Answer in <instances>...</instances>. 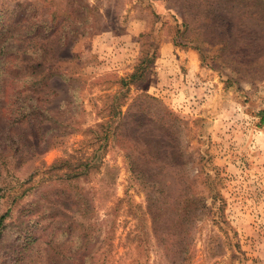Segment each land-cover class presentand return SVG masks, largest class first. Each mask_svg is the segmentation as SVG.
Wrapping results in <instances>:
<instances>
[{
  "label": "rangeland",
  "instance_id": "1",
  "mask_svg": "<svg viewBox=\"0 0 264 264\" xmlns=\"http://www.w3.org/2000/svg\"><path fill=\"white\" fill-rule=\"evenodd\" d=\"M16 1L0 0L4 10ZM21 2L23 12L33 8L31 3L40 9L50 0ZM88 2L105 20L101 31L81 37L65 30L52 43L57 57L76 56L61 68L81 78L49 80V119L40 127L43 134L53 126L66 132L60 137L48 132L52 145L44 152L27 136L25 145H17L24 151L18 161L0 162V218L5 215L0 264H264V122L259 120L264 63L254 75L246 69L231 71L202 60L183 39L174 42V22L165 9L170 0ZM142 32L158 43V56L145 79L129 85L128 95L152 94L187 122L190 132L184 139L201 159L193 168L200 174L196 189L212 207L197 220L185 261L167 254L148 234L144 193L117 144L97 150L96 168L77 179L79 189L58 178L44 180L45 168L54 161L84 158L93 151V135L83 129L104 114L94 105L101 107L117 88L116 77L133 71ZM76 190L87 202H75ZM72 221L89 225L95 236L85 241L81 235L88 230L74 229Z\"/></svg>",
  "mask_w": 264,
  "mask_h": 264
},
{
  "label": "trees",
  "instance_id": "2",
  "mask_svg": "<svg viewBox=\"0 0 264 264\" xmlns=\"http://www.w3.org/2000/svg\"><path fill=\"white\" fill-rule=\"evenodd\" d=\"M170 1L164 7L174 22V42L176 38L183 39L198 51L202 60L208 58L231 71L246 69L254 75L257 65L264 63V0ZM3 4L0 2L1 163L21 158L24 151L17 145L22 142L25 145L27 136L35 139L38 152H44L52 145L51 139L47 140L48 132L58 137L66 132H57L53 126L43 134L40 127L49 119L46 107L52 94L49 80L54 76L81 78L61 68L62 63L71 62L76 56L57 57L52 43L57 36L60 40L65 30L91 37L101 31L105 21L97 5L88 0H50L48 6L44 4L40 9L31 3L33 8L23 12L21 0L12 9L4 10ZM82 26L84 29L78 31ZM59 31L62 34L58 35ZM140 37L133 71L125 77L114 75L117 88L107 95L101 107L94 105L104 114L83 129L93 135L96 142L93 151L84 158L64 157L54 161L45 168L44 180L58 178L79 189L77 179L96 168L97 150L117 144L128 161L131 178L144 193L151 221L148 234L164 246L167 254L185 261L191 252L196 222L204 212H212V207H208L196 189L200 174L193 173V168L201 159L193 156L189 142L184 139L190 132L187 122L152 94L140 91L128 95L129 85L143 81L158 56L159 45L151 33L142 32ZM76 100L80 104L78 97ZM259 120L264 122V109L259 111ZM74 194L78 196L75 202H87L80 191ZM210 194L213 197L214 193ZM72 223L74 229L88 230L81 235L85 241L95 236L89 232V225Z\"/></svg>",
  "mask_w": 264,
  "mask_h": 264
},
{
  "label": "crops",
  "instance_id": "3",
  "mask_svg": "<svg viewBox=\"0 0 264 264\" xmlns=\"http://www.w3.org/2000/svg\"><path fill=\"white\" fill-rule=\"evenodd\" d=\"M194 56V54H191V58Z\"/></svg>",
  "mask_w": 264,
  "mask_h": 264
}]
</instances>
